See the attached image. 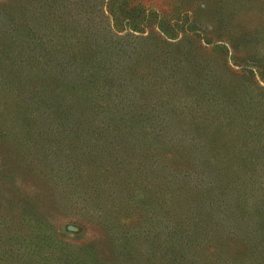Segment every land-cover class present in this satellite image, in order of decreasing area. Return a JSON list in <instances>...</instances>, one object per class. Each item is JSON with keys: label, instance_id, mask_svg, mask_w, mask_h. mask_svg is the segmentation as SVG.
Returning <instances> with one entry per match:
<instances>
[{"label": "rangeland", "instance_id": "374dc122", "mask_svg": "<svg viewBox=\"0 0 264 264\" xmlns=\"http://www.w3.org/2000/svg\"><path fill=\"white\" fill-rule=\"evenodd\" d=\"M9 1L0 0V264H194L195 250L205 254L219 241L222 256L234 255L239 243L223 234L226 223L222 233L208 225L215 236L197 237L199 245L192 248L181 232L164 242L162 231L170 223L168 207L177 218V202L194 200L182 193L185 186L209 185V176L199 171L186 177L181 163L211 155L221 160L232 137L239 135L240 148L233 159L246 167L251 160L261 163L256 173L264 181V0H46L43 9L44 0H11L17 10L4 8ZM20 13L29 23L48 19L51 31L38 28L25 40L33 48L36 62L28 61L33 66L5 70L1 48L12 44L5 33L13 31L5 19L18 20ZM154 20H160L154 31L170 43L187 35L176 47H157L168 60L157 73L153 47L141 41ZM42 33L50 37L42 40ZM191 36L204 50L195 51ZM14 44L24 46L23 40ZM144 47L147 60L135 63ZM175 52L187 53L178 71L181 86L170 77L180 65ZM192 55L205 59L207 81L222 72L225 98L242 94L247 106L257 99L247 111L259 113L254 124H242L237 132L209 116L200 127L181 114L228 111L197 101L203 91L216 96L210 84L198 91L192 82L181 83L180 74L196 65ZM101 93H143L149 101L140 102L143 114L134 113L130 124L128 114L99 109L95 96ZM35 94L44 96L40 109L28 104ZM170 114L177 116L169 119ZM260 198L261 212L254 207L261 224L247 218L238 225L261 233L251 252L259 249L257 261L264 264V194ZM182 216L196 215L188 208ZM177 237L181 259L170 250L177 249Z\"/></svg>", "mask_w": 264, "mask_h": 264}, {"label": "trees", "instance_id": "16d2710c", "mask_svg": "<svg viewBox=\"0 0 264 264\" xmlns=\"http://www.w3.org/2000/svg\"><path fill=\"white\" fill-rule=\"evenodd\" d=\"M10 4L9 6L4 8H9L12 9L15 8L16 10L19 9V5H14L13 1H9ZM17 2H20V0H17ZM62 3L60 0H56L55 4ZM29 4V3H28ZM40 7L43 9V4L46 6V0L40 1ZM30 5L28 6L29 11H30ZM39 7V8H40ZM32 13L35 10V6L31 5ZM45 11V10H42ZM46 12V11H45ZM18 14V11H17ZM14 19V18H13ZM10 18V20H6L8 24H11L12 30L13 31H8L5 33L8 37L9 40H11L12 44L19 42V40H23L24 46L22 49H19V46L15 44H9L1 48V52L6 56L4 60V69H12V68H20L21 65L27 64L28 66H33V64H28V61H35V55L34 52L32 53L33 48L26 46V41L25 40H30V37L33 34H36L35 30L36 29H49L51 31V23H49L48 19L42 23H36L27 20L25 16H23L21 13L18 15V20H13ZM3 22V21H2ZM19 22V24H18ZM157 22H160V20H154L149 23L150 26V31L148 34L143 36L141 38V41L144 44L151 45L152 52L154 53L153 56V66L155 67L154 72H160L161 66L165 67L162 65L165 61V56L160 54L158 52L157 47L159 48H164L165 46H177L183 39L187 37V35H183V38H180L178 42L170 43L166 40L164 37H160V35L154 31L156 27H158ZM49 25H48V24ZM17 24L18 26H15ZM159 28V27H158ZM50 34H41L42 40L47 39ZM186 36V37H185ZM190 38L191 41L194 43V47L196 48L195 51H200L204 50V47H201L200 43H198V40L191 36ZM42 44V43H41ZM193 45V44H192ZM46 48V46H44ZM151 49V48H150ZM49 51H42V53L48 54ZM145 47L141 52L139 53L140 60H136L135 63H141L142 61L147 60L145 55ZM168 50H166V58L170 59V56L168 54ZM159 53V54H158ZM161 55V56H158ZM158 56V57H156ZM185 56H187V53L184 54L182 52H175L176 60L180 61V65L177 67V70H174V73H170V77L175 79V82H177L178 79V71H183V64L185 61ZM15 59V60H14ZM192 59H194L195 64L193 65V70L190 73L185 74H180V76L183 78V82L181 83H186L192 82L196 87L197 90H203L206 85L210 84L211 90L213 91L216 96H214L212 93L207 94L205 93L206 91H203V93L200 94L199 97H197L198 102H203L205 104H212V105H217L219 104V107L221 106L226 107L228 111L226 110H219L216 114L209 115V113H202L199 112L198 110H193V111H185L182 112L181 114H184L183 116L190 121H193L195 124H199L201 122L207 121L209 116H212L213 121L219 125L220 127H232L235 131H239V128L241 127L242 124L245 125H251L254 124L257 119L259 113L256 112V114H250L248 115L250 106L253 104L255 99H251L250 101H246L249 106L244 103L245 97H242V94L237 95L236 97H233L231 99L225 98L224 95L220 94V92L225 88V85L227 83V80H225L224 76L222 75V72L216 71L212 75L213 80H206L207 79V73L205 74L206 71V63L205 59L199 58L198 55H192ZM221 59V60H220ZM219 61H223L224 59L219 58ZM8 62V63H5ZM36 62V61H35ZM222 62V63H223ZM201 63L202 65L199 66ZM17 64V65H14ZM224 66V63L222 64ZM159 67V68H158ZM168 67V66H167ZM180 67V70H178ZM96 70V67L90 68L89 73L93 74ZM170 70V68H168ZM195 71H201V73H194ZM128 72L130 74V71H124ZM171 72V71H169ZM194 73V74H193ZM57 74V73H55ZM131 74H136V75H141L142 78H145V75L138 73V71H133ZM91 76V75H90ZM43 77H44V87H49L51 84V79L48 78L46 72H43ZM216 77V78H215ZM196 78V79H193ZM192 79V80H191ZM174 82V83H175ZM214 82V84H213ZM63 85L65 87V82H63ZM177 84L180 85V83L177 82ZM213 84V85H212ZM40 85H43L42 82H40ZM181 86V85H180ZM171 89V88H169ZM216 89L219 91H216ZM103 90V89H102ZM168 91V89H167ZM243 95H247V93H243ZM44 97L42 94L37 95L35 94L29 101L28 104L32 105V107L35 105L36 109L39 108L41 105V98ZM95 100L98 102V107L101 110L106 111L108 108L112 110V115H114V112L116 114H128L127 120L128 122L133 123L134 122V113L140 112L138 115L143 114V110L139 109L138 106L140 105V102H146V105L149 101V99L142 93V94H131V97L128 96H120V97H113L108 94H98L95 96ZM154 101H158L157 97H155ZM257 102V99L255 101V104ZM234 105L235 108L231 109L230 106ZM27 107V106H26ZM40 109V108H39ZM217 110H215L216 112ZM259 111V110H258ZM260 112V111H259ZM146 113L148 111L146 110ZM111 115V116H112ZM173 116H177L170 114L169 119L173 118ZM122 117L118 116V121H121ZM133 120V122H132ZM200 125V124H199ZM200 127H203L200 125ZM237 134V133H236ZM238 136L230 138L231 142H227L225 146L226 150L224 151L226 157L222 158L221 160H215L214 157L207 156L204 160H188L185 162H182L181 164L184 165V175L187 177H190V173H194L196 171H199L200 173L206 174V182L209 184L208 187L204 188H199L193 186L190 188L189 186H185V190L182 191V193L187 195L188 200L192 199L191 196H194L193 201H180L177 202L175 205L176 209V214L177 218H174L173 216H170L172 214V210L174 209L171 207H168L169 209H166V215H167V222L173 223V225H166L165 231H162V235L164 237V242H167V240H172L173 236L176 235L177 233L181 232V234L186 236L187 243L189 242L190 247L198 246L199 242L198 241H193L197 239V237H203L205 235H211L215 236L213 233H222V230L224 228L223 223H226L227 225V230L225 234V237L229 240H233L237 243H239V250L237 249V252L234 255H230L229 257L227 256H222V253L219 250V246H221V241L218 242L214 246L212 250H210L207 253H202L199 251H194L195 257L193 259V263L195 264H213L214 262H221L220 264H258L262 262V259H259L257 261V250L256 253H252V243L254 241L259 240V237H261V233L257 232L256 229H252L251 227L247 230L242 229L238 222L242 219H247V218H253L256 219L258 222H254V224L258 223V225L261 224V220L259 217V212L262 210V206H259L256 201L261 199L260 197L263 196L264 194V181H260L257 179V170L261 166V163L257 162L256 160H251L248 161V165L246 167L247 163H244L243 161H235L233 159L235 153L240 151L239 148V143L235 142L238 140ZM202 140V138L200 139ZM233 141V142H232ZM193 145L196 147H200L201 150L205 149V145L203 142H198L194 141ZM184 149L182 148V151ZM218 165V167H217ZM185 170L187 173H185ZM183 175V173H182ZM183 180V179H182ZM184 181V180H183ZM189 181V180H188ZM203 181V179H202ZM187 184H190L186 182ZM260 186L262 189H260ZM190 190H186V189ZM173 193L170 195V200L172 199ZM169 200V201H170ZM183 200H186V197L183 198ZM167 203H165L166 205ZM254 206L259 207V212L257 209H255ZM182 207L185 209L182 210ZM190 208L191 212H193L194 215L190 219H187L182 216V212L187 211V209ZM251 210H254L252 213ZM206 213L208 215L204 216L203 214ZM169 218L172 220L170 221ZM236 220V221H235ZM166 221V220H165ZM188 221V222H187ZM187 222V224H184ZM213 224L215 230L212 233L209 229H206L208 225ZM195 229L197 231L194 233ZM239 229L243 230L244 232L240 231ZM211 232L208 234V232ZM260 231V229H259ZM242 236V237H240ZM162 242V241H161ZM179 238L177 237V243H176V248H171V251L177 250L176 253L173 254L175 258H180L182 256V252H178V249L181 247V244L178 243ZM173 243V242H171ZM175 243V242H174ZM192 257V256H191ZM193 258V257H192Z\"/></svg>", "mask_w": 264, "mask_h": 264}]
</instances>
